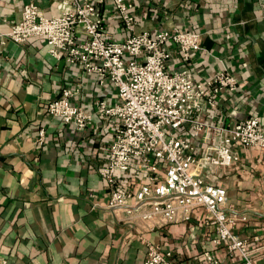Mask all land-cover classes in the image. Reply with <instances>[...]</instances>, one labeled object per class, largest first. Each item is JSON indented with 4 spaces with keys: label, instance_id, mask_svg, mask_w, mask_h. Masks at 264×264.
<instances>
[{
    "label": "crops",
    "instance_id": "1",
    "mask_svg": "<svg viewBox=\"0 0 264 264\" xmlns=\"http://www.w3.org/2000/svg\"><path fill=\"white\" fill-rule=\"evenodd\" d=\"M29 1L47 16L56 14L53 0H0V33L20 20ZM128 3L138 32L178 28L200 35L203 49L192 53L188 64L194 83L206 90L220 71L235 78V92L221 91L202 123L232 125L257 117L264 125V0ZM112 12L105 10L106 36L117 40L124 32ZM168 51L169 71L181 69L177 48L169 45ZM76 80L78 72L50 58L41 39L23 44L0 39V254L7 264H141L149 245L171 252L174 264H205L207 251L222 264H238L237 253L230 256L212 243L204 209L195 210L189 221L151 229L108 207L110 191L100 173L115 122L97 114L95 102L114 100L116 89L108 83L99 87L94 75L84 77L77 101L92 120L83 132L46 113V104ZM40 130L45 140L38 146ZM180 136L200 154L216 142L207 129L194 135L183 128ZM236 149L234 166L202 173L225 189L228 207L248 216L232 233L248 241L255 264H264V157L255 147ZM143 175L133 161L116 174L117 187L135 193L145 184Z\"/></svg>",
    "mask_w": 264,
    "mask_h": 264
},
{
    "label": "built area",
    "instance_id": "2",
    "mask_svg": "<svg viewBox=\"0 0 264 264\" xmlns=\"http://www.w3.org/2000/svg\"><path fill=\"white\" fill-rule=\"evenodd\" d=\"M53 1V16H47L33 1L25 3L20 20L0 33V39L23 44L39 38L50 58L78 72L75 84L61 89L46 104L47 115L63 126L72 124L83 132L92 120L77 101L85 76L94 75L99 87L108 83L116 89L114 100L95 102V112L115 122L107 164L100 173L110 191L108 207L123 210L127 222H140L151 229L189 221L195 210L204 209L212 243L226 248L230 256L237 253L238 264H255L248 241L232 233L248 216L228 207L225 189L211 184L202 173L234 166L239 161L237 147L258 148L264 157V125L259 118L218 126L201 122L208 109L215 108L221 91L235 92V78L229 72H218L208 82L210 93H206L204 86L194 83L188 66L192 53L203 49L200 35L178 28L154 35L138 32L128 0ZM107 8L118 20L123 38H107ZM169 45L175 46L181 57L183 67L179 70L168 69ZM183 128L194 135L205 129L213 131L216 142L200 154L180 136ZM44 140L45 131L40 130L38 146ZM133 161L143 170L145 181L135 193L119 189L115 178ZM262 179L264 182V173ZM173 260L171 252L149 245L141 264H174ZM204 261L222 264L210 251L204 253ZM0 264H7L1 254Z\"/></svg>",
    "mask_w": 264,
    "mask_h": 264
}]
</instances>
